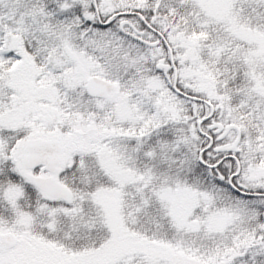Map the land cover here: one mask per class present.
<instances>
[{"label": "snow or ice", "instance_id": "snow-or-ice-1", "mask_svg": "<svg viewBox=\"0 0 264 264\" xmlns=\"http://www.w3.org/2000/svg\"><path fill=\"white\" fill-rule=\"evenodd\" d=\"M0 264H264V0H0Z\"/></svg>", "mask_w": 264, "mask_h": 264}]
</instances>
